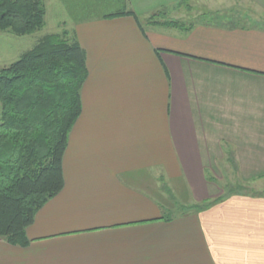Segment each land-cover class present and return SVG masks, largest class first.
I'll return each mask as SVG.
<instances>
[{"label":"crops","instance_id":"0c3cea01","mask_svg":"<svg viewBox=\"0 0 264 264\" xmlns=\"http://www.w3.org/2000/svg\"><path fill=\"white\" fill-rule=\"evenodd\" d=\"M61 1L88 70L65 186L27 247L0 238V264H264V194L249 190L264 182V20L211 4L165 27L150 17L163 22L183 0ZM194 159L238 164L242 190L214 188L202 211L165 215L152 175L179 180Z\"/></svg>","mask_w":264,"mask_h":264},{"label":"trees","instance_id":"16d2710c","mask_svg":"<svg viewBox=\"0 0 264 264\" xmlns=\"http://www.w3.org/2000/svg\"><path fill=\"white\" fill-rule=\"evenodd\" d=\"M163 14L149 21L179 26L155 22ZM124 15L134 16L113 17ZM46 16L44 0H0V33L34 35L44 29ZM69 35H48L0 69V238L13 246L29 245L26 230L65 186L63 158L88 77L86 53Z\"/></svg>","mask_w":264,"mask_h":264},{"label":"rangeland","instance_id":"374dc122","mask_svg":"<svg viewBox=\"0 0 264 264\" xmlns=\"http://www.w3.org/2000/svg\"><path fill=\"white\" fill-rule=\"evenodd\" d=\"M44 1L47 9V16L45 20L46 25L42 31L26 37H16L9 33H0V69L18 61L23 54L31 51L35 46H37L44 37L48 35H62L65 31L69 32L67 29L69 27L64 26L66 25L65 23L69 24L68 22L71 18L62 1ZM100 1L103 5L106 4V0ZM205 3H208L207 6H204ZM181 4V6L175 7L172 14L166 17L163 22L173 20L174 23H178L180 25H183L184 23L189 24L199 16L213 12L214 10L211 9V4L216 6L236 4L234 7L235 11H233L234 14L236 13L237 16H240L243 22L245 21L246 23L253 21L258 17H260L261 20H264V12L256 9L246 0H183ZM111 12L112 11L108 13ZM261 20L256 21L259 22ZM224 151L229 152L228 150ZM198 163L199 161L194 159V163L189 165V169L187 171L185 169L183 177L176 181L172 180L169 182L167 179L159 180L157 172L152 175V183L150 184L152 189H150V191L164 206L165 215H175L177 212L179 213V211L181 212V210L183 211L184 208L190 206H192V208H196L207 205L208 200L211 199L209 198V192L212 191L213 194L217 192L214 191V188H217V193L221 191L230 193L242 190L240 185H243L244 183L240 180V177H242L243 171H241L238 164V168L236 163H230V165H227L228 167L224 165L225 170L223 173L220 165H210L209 161L203 165H201V161L200 166ZM202 166H206V168H202ZM217 167L218 174L215 173ZM222 173L225 178L220 177ZM249 190L253 193L264 194V182H256V184H252L249 187Z\"/></svg>","mask_w":264,"mask_h":264}]
</instances>
